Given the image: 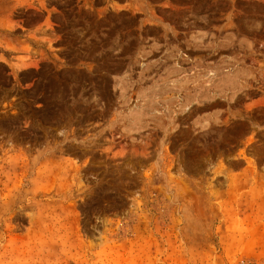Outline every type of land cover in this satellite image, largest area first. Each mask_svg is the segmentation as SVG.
<instances>
[{"label":"rangeland","instance_id":"obj_1","mask_svg":"<svg viewBox=\"0 0 264 264\" xmlns=\"http://www.w3.org/2000/svg\"><path fill=\"white\" fill-rule=\"evenodd\" d=\"M264 262V0H0V264Z\"/></svg>","mask_w":264,"mask_h":264},{"label":"built area","instance_id":"obj_2","mask_svg":"<svg viewBox=\"0 0 264 264\" xmlns=\"http://www.w3.org/2000/svg\"><path fill=\"white\" fill-rule=\"evenodd\" d=\"M237 264H264V262H258V261H253V260H247V261H241V262H238Z\"/></svg>","mask_w":264,"mask_h":264}]
</instances>
